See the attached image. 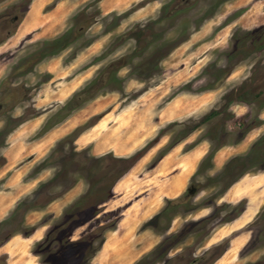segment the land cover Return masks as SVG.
<instances>
[{
	"label": "rangeland",
	"instance_id": "374dc122",
	"mask_svg": "<svg viewBox=\"0 0 264 264\" xmlns=\"http://www.w3.org/2000/svg\"><path fill=\"white\" fill-rule=\"evenodd\" d=\"M36 1L0 0V249L100 264L113 238L101 264H264V0H45L17 37Z\"/></svg>",
	"mask_w": 264,
	"mask_h": 264
},
{
	"label": "bare ground",
	"instance_id": "6f19581e",
	"mask_svg": "<svg viewBox=\"0 0 264 264\" xmlns=\"http://www.w3.org/2000/svg\"><path fill=\"white\" fill-rule=\"evenodd\" d=\"M44 1L45 0H37L36 2H34L31 10L27 13V15L25 16V18L23 19V21L21 22V24L18 28V31H17L18 36L17 37L25 36L26 34L31 32L35 28H38L41 26L40 25L41 21H39V19L36 18L35 15L38 13L39 8L41 7V5ZM18 40H19V38H18ZM11 42H13V44L16 43L15 37H14V40L12 39ZM52 136H53V133H52ZM172 156H173V153L171 152L169 154V156L165 157V158L170 157L169 161H166L165 158L163 159L162 167H161L160 171H165V169H166L165 165L169 166L170 165L169 162H176V158H173ZM182 159H183V164L180 167L182 174L179 177H177L171 184H168L167 182H163V183H160L159 186L155 187V189L153 190V194L151 195L152 198H150V200H149V204H151V209H149V210L154 209L160 203L159 200L157 199L158 198L157 194L160 193L161 190L167 193V194H165L164 197H168L167 195H178V193L181 192L182 187L185 185V178L187 176V173L189 172V170H191V168L193 167V164H194V160L191 157L185 156ZM138 164H140V163H138ZM135 175H137V173H135ZM129 178H131V177L129 176ZM134 179L135 178L132 177L130 180L118 182L116 184V189L124 188L121 186V184L125 185V186H127L125 197H131V196L133 197L134 192L136 190V186L134 185V183H135ZM144 181H145V179L141 180V182L138 183L139 188H142L141 184ZM156 185H158V184H156ZM147 190L148 189L145 188V189L141 190L140 193H142L143 191H147ZM138 204H139V201L135 203V205H138ZM130 208L133 209L134 206H131ZM129 209H128V213L126 211V215L127 216L129 215L127 218V222L132 217L131 213L133 211L131 209L130 214H129ZM144 210H146V209H144ZM149 210L143 211V212L148 213ZM131 221H132V219H131ZM127 222L123 221L122 225H126ZM36 234L37 233H35L34 235H36ZM15 237H12L8 242H6L4 245H2V247H3L2 250L0 249V251H4L5 253L10 255L11 258H10V261L8 262V264H15V262H18L19 264H36L34 262L33 258L29 256L28 247L25 245L20 246V245L16 244L15 239H14ZM29 240H33V238H30ZM113 242H114V239L113 238L110 239V242H108V245L104 246L102 248V250L99 252V255H97V261H99L100 264L102 263L104 256L107 254L108 248L110 247L111 244H113ZM119 246H120V244H119ZM236 250L237 249H233V253H232L233 256L231 258L224 256L223 259L222 260L220 259V262L218 261L217 264H237L236 263V257L234 256L236 254Z\"/></svg>",
	"mask_w": 264,
	"mask_h": 264
},
{
	"label": "crops",
	"instance_id": "0c3cea01",
	"mask_svg": "<svg viewBox=\"0 0 264 264\" xmlns=\"http://www.w3.org/2000/svg\"><path fill=\"white\" fill-rule=\"evenodd\" d=\"M12 97L14 98L15 97V90L13 91L12 93ZM12 110L15 111V108H12ZM13 118H15V115L12 116ZM33 120H30V119H27L25 121H23L21 124H19L16 128L13 127V129L8 133L7 137H6V150H9L10 148V151L9 153H7L5 156L7 158V160L9 161L10 159H15V135L18 133V130L22 127V126H27L29 123H31ZM3 130V126L0 124V132ZM30 133V132H29ZM33 152H29V154H31ZM27 154V155H29ZM9 155H10V158H9ZM7 163V161H6ZM5 163V164H6ZM84 189V187H83ZM0 208H1V205H0ZM129 216V215H128ZM128 216L124 217L123 220H127ZM41 236H39L37 238V240L40 239ZM108 245V244H107Z\"/></svg>",
	"mask_w": 264,
	"mask_h": 264
},
{
	"label": "flooded vegetation",
	"instance_id": "af4514ba",
	"mask_svg": "<svg viewBox=\"0 0 264 264\" xmlns=\"http://www.w3.org/2000/svg\"><path fill=\"white\" fill-rule=\"evenodd\" d=\"M185 1V0H184ZM190 1H192V0H190ZM190 1H189V3H190ZM261 83V82H260ZM261 87H264V83H261V84H258L255 88H253L252 89V91L254 90V94H256V93H260V92H256L259 88H261ZM257 88V89H256ZM257 97L258 98H261L262 97V94H257ZM116 185V184H115ZM74 186V185H73ZM83 193V188H82V191H81V194ZM80 194V195H81ZM79 195V196H80ZM89 220H91V218L89 219ZM82 224H80V225H78V226H81Z\"/></svg>",
	"mask_w": 264,
	"mask_h": 264
},
{
	"label": "trees",
	"instance_id": "16d2710c",
	"mask_svg": "<svg viewBox=\"0 0 264 264\" xmlns=\"http://www.w3.org/2000/svg\"><path fill=\"white\" fill-rule=\"evenodd\" d=\"M17 20H18V19H17ZM212 114H213V113H212ZM212 114H211V115H212ZM136 158H137V156L135 157V159H136ZM131 160H134V159H131ZM136 162H137V161H136ZM74 244H76V243H74Z\"/></svg>",
	"mask_w": 264,
	"mask_h": 264
}]
</instances>
